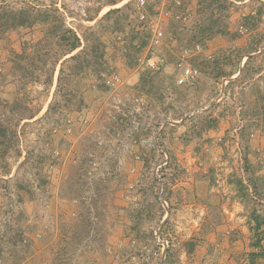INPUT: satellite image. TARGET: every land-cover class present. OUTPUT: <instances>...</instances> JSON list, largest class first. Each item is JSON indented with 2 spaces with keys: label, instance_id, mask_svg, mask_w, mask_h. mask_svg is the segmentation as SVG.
Listing matches in <instances>:
<instances>
[{
  "label": "rangeland",
  "instance_id": "obj_1",
  "mask_svg": "<svg viewBox=\"0 0 264 264\" xmlns=\"http://www.w3.org/2000/svg\"><path fill=\"white\" fill-rule=\"evenodd\" d=\"M44 7L80 37L99 33L112 68L107 89L66 71L58 86L42 25H0V121L16 133L0 156V264H198L218 252L226 216L248 228L264 218V0H154L142 20L128 0H0V13ZM211 14L224 33L194 44ZM117 16L122 31L111 30ZM153 22L163 32L151 48L159 100L137 88ZM203 55L236 72L212 78ZM177 62L197 75L179 84ZM52 222L53 259L34 261Z\"/></svg>",
  "mask_w": 264,
  "mask_h": 264
},
{
  "label": "trees",
  "instance_id": "obj_2",
  "mask_svg": "<svg viewBox=\"0 0 264 264\" xmlns=\"http://www.w3.org/2000/svg\"><path fill=\"white\" fill-rule=\"evenodd\" d=\"M120 13V9H110L101 18V20H107L112 14ZM261 10L254 14H248L247 17L255 18L259 17ZM210 17V21L206 24L198 26V29L194 31L191 36V40L194 44H203L206 39H210L217 34H223L224 31L220 30L215 26L216 20H214L213 15ZM246 17V18H247ZM217 19V18H216ZM123 19L117 16L114 21L110 24L112 31H122L124 30V23L120 22ZM35 24L42 25V30L44 33V38L49 40L53 47H55L56 52V63H59V73L57 78V84L62 82V76L67 72L72 78L84 77L86 75H91L94 77L96 86L103 89H107L105 78L111 73V66L108 64L106 58V51L104 42L100 38V34L97 32L90 31L88 34H82L81 37L84 41L82 48L78 49L82 45V39L79 34L71 27L67 26L64 19L60 15L58 9L54 7H44L36 10L21 8L17 10L6 9L0 13V25L4 30L15 29L26 27L30 28ZM237 36L240 34L236 33ZM134 38V37H133ZM147 37H144L139 43V49H142L147 44ZM256 42H249L250 50H247V54L252 51H256L258 48L259 40H254ZM78 49V50H77ZM238 52V48H235ZM239 53V52H238ZM252 56H248L247 61L250 60ZM219 58L215 56H201L200 64L205 72L208 73L212 78L219 79L222 77H229L236 71L233 69L226 70L219 63ZM158 71H151L144 66L140 67L137 88L159 100L156 93L153 90L154 79ZM78 109L79 106H78ZM211 126H215V120L213 119ZM16 133L14 129L8 125L3 124L0 121V156L3 157L9 150L11 143H15ZM240 186L245 187V184L240 181ZM254 224H249V230L252 232V247H258L260 250L258 252H251L250 256L261 255L264 256L262 252V241L264 240V218H260L258 215L253 216Z\"/></svg>",
  "mask_w": 264,
  "mask_h": 264
},
{
  "label": "crops",
  "instance_id": "obj_3",
  "mask_svg": "<svg viewBox=\"0 0 264 264\" xmlns=\"http://www.w3.org/2000/svg\"><path fill=\"white\" fill-rule=\"evenodd\" d=\"M55 208L56 206L49 207L47 214L52 216V213L55 212ZM51 216L49 217L53 219ZM238 218L239 217L233 218L232 216L230 219L226 216V218L222 220L218 227V231L221 233L215 245L218 252H216L215 255H211L207 251L204 252V254L199 256L198 264H255V261H253L254 257L252 258V256H250V253L254 252L251 246L252 236L250 230L248 226L244 225ZM50 227V229L46 230L47 232L45 234L51 238L50 242L41 245L39 251L41 255L34 254L35 256L33 255L32 260L39 262L40 258H42L44 263H48L50 259H53L52 250L48 245L50 244V247H53V240L54 243L57 241L55 237L58 236V231L55 223H50Z\"/></svg>",
  "mask_w": 264,
  "mask_h": 264
},
{
  "label": "built area",
  "instance_id": "obj_4",
  "mask_svg": "<svg viewBox=\"0 0 264 264\" xmlns=\"http://www.w3.org/2000/svg\"><path fill=\"white\" fill-rule=\"evenodd\" d=\"M133 5L134 9L137 11L138 18L140 20L145 18V15L143 13L144 8L147 6L149 2H152L154 0H128ZM175 5L180 4V0H171ZM158 11V14L160 15L162 13L161 8H156ZM183 19L186 17L183 16ZM163 38V32L158 26L157 22H153L151 27V34L149 37L148 44L145 49V54L141 58V63L143 64L145 68L151 70V71H159L161 69V58L154 54L151 51V48L154 46H157L161 43V40ZM177 67L180 68V75L177 79V82L179 84L186 82L187 80L193 79L197 75V70L195 68H192L190 66H185L181 62H177ZM119 78L117 76H113L110 80H107V83L114 85L119 83Z\"/></svg>",
  "mask_w": 264,
  "mask_h": 264
},
{
  "label": "water",
  "instance_id": "obj_5",
  "mask_svg": "<svg viewBox=\"0 0 264 264\" xmlns=\"http://www.w3.org/2000/svg\"><path fill=\"white\" fill-rule=\"evenodd\" d=\"M240 71V70H239ZM173 123H177V122H173Z\"/></svg>",
  "mask_w": 264,
  "mask_h": 264
}]
</instances>
